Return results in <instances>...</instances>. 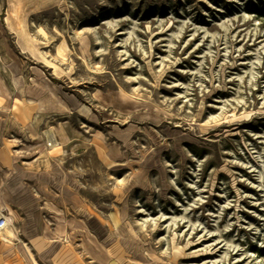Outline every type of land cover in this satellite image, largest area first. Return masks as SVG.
Listing matches in <instances>:
<instances>
[{
	"label": "rangeland",
	"instance_id": "rangeland-1",
	"mask_svg": "<svg viewBox=\"0 0 264 264\" xmlns=\"http://www.w3.org/2000/svg\"><path fill=\"white\" fill-rule=\"evenodd\" d=\"M0 23V264H264V0H0Z\"/></svg>",
	"mask_w": 264,
	"mask_h": 264
},
{
	"label": "bare ground",
	"instance_id": "bare-ground-1",
	"mask_svg": "<svg viewBox=\"0 0 264 264\" xmlns=\"http://www.w3.org/2000/svg\"><path fill=\"white\" fill-rule=\"evenodd\" d=\"M5 35V28L4 26L1 25L0 23V36H3L4 37ZM61 49L62 50H66L67 49V45L66 43H63L61 46ZM12 75H13V79H14V84L16 86L19 85L20 83V79L18 77V75L15 73V72H12ZM35 84L37 85H40L42 84L45 88V90H47L48 92H51V93H54V90H53V87L52 85L48 82V81H45V80H35L34 81ZM6 88V86H5ZM7 91L9 92L8 88H6ZM10 94V92H9ZM21 95V90L18 89L17 90V96ZM96 95L100 98H102L107 104H113L114 100L116 98H121L122 100H127L129 99L127 96H125L124 93L122 92H118V93H115V94H103L102 92L98 91L96 93ZM26 97L31 100L32 99V95L30 92H26ZM60 105L64 108V110L67 112V113H72L73 112V108L65 101H61ZM149 105V104H148ZM79 111L82 112L83 114L85 115H88L90 116V111H89V108L82 105L80 107H78ZM63 128L62 124H58L57 126H53L52 129L46 131L45 135L48 139V145L50 147H57L58 146V141L56 140V136H55V132L56 131H60L61 129ZM47 151V147L44 149V151ZM6 211L5 207H2V209L0 210V215L4 216L6 218V220H9V218L6 216V215H3V213Z\"/></svg>",
	"mask_w": 264,
	"mask_h": 264
},
{
	"label": "built area",
	"instance_id": "built-area-1",
	"mask_svg": "<svg viewBox=\"0 0 264 264\" xmlns=\"http://www.w3.org/2000/svg\"><path fill=\"white\" fill-rule=\"evenodd\" d=\"M6 226H7L6 218L0 215V229H4Z\"/></svg>",
	"mask_w": 264,
	"mask_h": 264
},
{
	"label": "crops",
	"instance_id": "crops-1",
	"mask_svg": "<svg viewBox=\"0 0 264 264\" xmlns=\"http://www.w3.org/2000/svg\"><path fill=\"white\" fill-rule=\"evenodd\" d=\"M12 72H14V71H11V74H12ZM13 76V75H12ZM19 77V76H18ZM14 80V79H13ZM12 92L13 93H15V90H14V87L12 88Z\"/></svg>",
	"mask_w": 264,
	"mask_h": 264
}]
</instances>
